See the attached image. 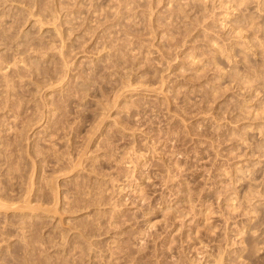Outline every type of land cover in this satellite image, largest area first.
Instances as JSON below:
<instances>
[{
    "label": "rangeland",
    "instance_id": "374dc122",
    "mask_svg": "<svg viewBox=\"0 0 264 264\" xmlns=\"http://www.w3.org/2000/svg\"><path fill=\"white\" fill-rule=\"evenodd\" d=\"M0 264H264V0H0Z\"/></svg>",
    "mask_w": 264,
    "mask_h": 264
}]
</instances>
